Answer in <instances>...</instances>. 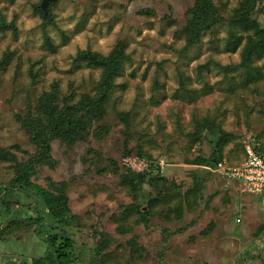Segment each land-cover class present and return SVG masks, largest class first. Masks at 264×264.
I'll return each instance as SVG.
<instances>
[{
	"label": "rangeland",
	"instance_id": "rangeland-1",
	"mask_svg": "<svg viewBox=\"0 0 264 264\" xmlns=\"http://www.w3.org/2000/svg\"><path fill=\"white\" fill-rule=\"evenodd\" d=\"M43 1L0 0V14L14 19L17 26V34L0 33V59H9L0 69V145L18 144L19 158L35 147L16 113L51 92L55 82L62 94L73 88L79 97L83 91L91 92L99 79L100 70L73 63L77 50L106 54L122 40L131 56L124 75L116 80L104 121L109 132L71 147L54 141L57 167H41L34 178L43 186L46 177L68 181L70 206L81 222L70 228L76 239L75 264H234L233 259L237 264L250 263L239 250L253 251L260 238L263 196L194 164L196 157L208 158L213 146L208 137L193 142L187 134L194 116L214 118L231 134L222 150V160L230 164L243 160L247 144L264 143V78L242 84L246 72L238 66L240 49L224 50L227 24L205 33L199 45L184 53L180 30L194 0H47L45 8L53 17L47 24L39 10ZM239 1L215 3L228 19ZM258 18L264 25V10ZM44 28L54 50L44 45ZM263 62L264 58L256 59L253 65ZM120 111L131 113L128 144ZM138 146L182 192L178 199L159 204L148 225L133 217L123 219L133 199L111 170V158L123 166L128 157L133 161ZM13 176L10 164L0 161V187ZM8 196L13 208L8 219L36 215L37 206L30 198L17 192ZM179 204L181 211L176 209ZM102 232L111 239L110 246L100 251ZM131 239L141 250H133ZM262 249H255L261 258ZM45 251L46 244L36 234L21 231L0 246V264H34L33 258Z\"/></svg>",
	"mask_w": 264,
	"mask_h": 264
},
{
	"label": "trees",
	"instance_id": "trees-1",
	"mask_svg": "<svg viewBox=\"0 0 264 264\" xmlns=\"http://www.w3.org/2000/svg\"><path fill=\"white\" fill-rule=\"evenodd\" d=\"M39 10L44 22L52 23L53 17L49 8L40 6ZM262 10L264 0H240L232 9L230 17L225 19L215 0H194L187 9L186 23L180 30L185 41L182 51L189 52L202 42L205 33L213 32L219 24L226 23L228 33L224 50L235 53L240 49L241 61L238 66L246 72L242 84L264 78V62L261 66L253 65L256 59L264 58V25L258 18ZM139 13L148 14V11L141 10ZM44 29V45L54 50L55 45L46 28ZM7 30L17 34L15 20L8 21L0 14V33ZM130 60L126 43L122 40L117 41L106 54L91 48L77 50L73 56L76 66L100 70L99 79L92 91H83L78 97V93L72 88L69 93L62 94L58 83H53L51 92L42 93L35 104L31 103L25 111L16 113V120L34 145L35 151L30 154L26 152L25 158H19L17 151H21V148L18 144L8 147L0 145V161L8 162L14 170V176L7 185L0 187V244L11 235L31 230L46 244L45 254L33 258L34 264L78 262L75 255L76 239L70 228L81 225V222L70 206L68 181L46 177L47 185L43 186L36 183L34 178L41 167H57L58 161L52 153L54 141L71 147L88 141L92 136L104 137L109 132V125L104 121L113 101L116 80L124 75L125 64ZM8 62L6 57L0 59V69ZM118 117L127 127L124 140L128 144L131 113L120 111ZM187 134L193 142L203 137L209 138L213 146L212 154L208 158L196 157L192 162L205 165L214 172L217 163L222 160L224 146L232 140L231 134L208 116H194L192 131ZM255 148L264 151V143L256 145ZM110 160L111 170L118 175L120 184L129 190L133 199L126 206L123 219L133 217L136 223L148 225L159 204L170 203L182 195L178 183L162 173L152 155L142 146H138L133 161L128 157L123 166L112 158ZM145 187H149V191ZM13 192L27 196L36 204L35 216L32 213H23L19 218L8 219V214L13 210L8 193ZM176 209L181 211V204ZM161 212L162 210L159 211ZM101 235L103 240L100 251H103L110 246L111 238L107 232H102ZM129 243L135 251L142 248L134 239ZM202 264L216 263L205 261Z\"/></svg>",
	"mask_w": 264,
	"mask_h": 264
},
{
	"label": "built area",
	"instance_id": "built-area-1",
	"mask_svg": "<svg viewBox=\"0 0 264 264\" xmlns=\"http://www.w3.org/2000/svg\"><path fill=\"white\" fill-rule=\"evenodd\" d=\"M255 146H245L244 158L239 163L219 161L214 172L227 180H237L247 192L262 195L264 205V151L257 150Z\"/></svg>",
	"mask_w": 264,
	"mask_h": 264
},
{
	"label": "crops",
	"instance_id": "crops-1",
	"mask_svg": "<svg viewBox=\"0 0 264 264\" xmlns=\"http://www.w3.org/2000/svg\"><path fill=\"white\" fill-rule=\"evenodd\" d=\"M245 151V149H244ZM245 153V152H244ZM235 183H238L239 186H241V184L237 181V180H231ZM242 187V186H241ZM245 191V190H244ZM247 192V191H246ZM253 194V193H252ZM257 195V194H255ZM239 219V217H238ZM237 219V220H238ZM259 229H260V238L257 239L256 241H254V244H253V247L256 249V247H264V222L262 221L260 224H259ZM5 241V240H4ZM2 241L0 246H2V243L4 242ZM257 243V244H256ZM253 250V251H241L239 250V253L241 254V256L243 255L245 258H248L250 263H247V264H264V257L261 258V255H260V250L258 252H256V250ZM262 251H264V249H262ZM250 255V257H248ZM260 255V257H259ZM237 259H233L232 262H234V264H237L236 262ZM71 264H75V263H71Z\"/></svg>",
	"mask_w": 264,
	"mask_h": 264
},
{
	"label": "water",
	"instance_id": "water-1",
	"mask_svg": "<svg viewBox=\"0 0 264 264\" xmlns=\"http://www.w3.org/2000/svg\"><path fill=\"white\" fill-rule=\"evenodd\" d=\"M46 2H47V0H44L43 3H42L41 6H42L43 8H45Z\"/></svg>",
	"mask_w": 264,
	"mask_h": 264
}]
</instances>
